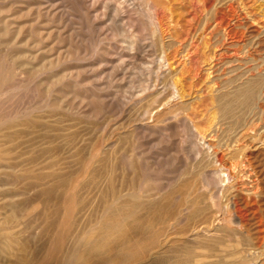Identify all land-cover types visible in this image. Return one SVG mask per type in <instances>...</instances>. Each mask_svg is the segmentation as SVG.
<instances>
[{"label":"rangeland","instance_id":"1","mask_svg":"<svg viewBox=\"0 0 264 264\" xmlns=\"http://www.w3.org/2000/svg\"><path fill=\"white\" fill-rule=\"evenodd\" d=\"M146 1L148 2V0H0V264H61L73 249L75 241L88 230L87 226L89 225V228L91 224L100 221L99 214L103 211L108 181L110 182L112 178L118 179L120 173L128 171L126 163L119 160L122 152L131 158L135 156L133 158L135 167L129 169L127 174L130 176L135 174V179H138L136 185L143 178L144 188L139 191L135 202L149 203L153 198L155 202H159V198L161 200L164 195L174 193L182 187V183L196 185L200 179L203 180L196 175L200 171L208 173L214 167L205 152L204 141L211 140L210 133L220 122L222 116L219 110L220 94L227 89L226 79L229 78L223 75L224 72H219L214 84L213 75L208 72L219 38L211 39L201 23L207 15L202 0H169L168 3H165L167 0H151L150 3ZM246 4L251 13L249 9L242 11V7L237 5L239 13L245 15L247 12L246 18L242 21L246 33L244 42L241 43L242 48L244 47L245 51L250 49V54L254 58L258 56L259 62L263 63L260 58L264 57V0H246ZM115 5L120 7L119 13L114 10ZM149 22L151 25H147ZM256 28L260 29V34L255 31ZM255 36H258L259 40L254 38ZM255 41L260 44L256 43L253 46ZM246 54H244L246 57L250 55L248 52ZM254 63L250 62L249 66L254 67ZM250 73L245 72L241 79L247 80L251 77ZM252 73L257 74V71ZM256 76L258 80L260 79L257 89L259 94L257 93V96L244 106V113H241L239 121L227 120V126L224 125L219 131L221 140L219 142H222L220 144L222 149L228 148L226 153L234 150L241 161L248 155L255 168L261 170L258 174L259 194L264 213V84H262L264 72ZM174 83L178 90L176 98L171 97ZM222 86H225V89ZM168 98L172 99L164 104ZM145 109H150L151 113L142 120L141 113ZM249 116L255 121L254 128L257 130L247 131L243 137L241 131L246 125L245 122L252 120ZM141 123H147L151 128L143 129L139 127ZM187 125L191 126V131ZM236 139L240 140L236 142ZM195 144L202 152L200 155L194 153ZM96 145L100 162L96 161L95 167L83 175L79 168L81 161L96 149ZM236 147L238 151H235ZM116 155L119 156L118 164L124 165L122 168L118 165L114 169L111 165ZM140 156L146 167L144 170L142 164L138 162ZM108 160L112 162L109 163ZM65 164L68 167H64ZM136 164H139L141 169ZM242 165L241 162L239 171L243 170ZM242 173L243 175L240 172L242 177L238 181H249L245 172ZM20 175L29 178L19 182ZM48 176L55 179L52 181ZM67 176L66 180L73 182L72 190L75 188L70 202L64 199L63 193L67 190L59 183L60 180L66 181ZM73 177L74 180L78 179L73 181ZM210 178L208 177L207 181L215 186L214 178ZM212 185L210 187L213 188ZM50 189L52 195L56 191L53 195L55 198H51ZM237 191L240 197L248 195L247 191L241 189ZM100 192L103 200H98L102 197L99 195ZM204 194L199 195L200 199H205L206 193ZM221 198L219 201L226 204L227 196ZM202 205L205 203L202 202ZM64 207H72L70 209L73 213L69 210L70 214L67 215L64 213L66 212ZM57 208V212L54 211ZM145 210L141 208L139 213L148 216ZM93 214H96V217ZM69 215L73 216V220ZM218 217L220 216L216 217L214 225L219 226ZM81 218H84L83 225L81 222L78 223ZM5 220L9 221L6 225ZM66 220L69 222L67 231L71 234L66 238V229H62L61 233L65 238L61 240L54 232L53 222L59 224L60 221ZM191 221L182 225H175L174 222L175 227L167 226L168 229L161 223L156 224L152 232L136 236L128 244L130 246L134 243L133 248L137 251L133 249L134 252L126 257L125 264H161L163 255L170 254L169 256L174 259L173 255L180 253V250L196 245L195 241L190 240L192 236L183 230ZM2 226H5V229ZM74 227L79 230L76 231ZM6 233H13L12 239H16V242L11 244L12 249L9 250L11 253L4 252L6 245L5 240L2 241L4 238L2 236ZM169 234L170 237H166ZM203 236L202 242L208 244L207 237ZM19 237L23 239L25 245L24 251L20 252ZM110 241L109 245L116 246L115 239ZM122 247L124 246L114 247L106 252L107 256H111L109 264H119L122 259L119 254ZM206 250L208 249L203 250L205 257H201L203 264L213 261V257L210 258V250L205 252ZM17 253L23 254L25 263L16 262L17 260L12 262Z\"/></svg>","mask_w":264,"mask_h":264},{"label":"bare ground","instance_id":"2","mask_svg":"<svg viewBox=\"0 0 264 264\" xmlns=\"http://www.w3.org/2000/svg\"><path fill=\"white\" fill-rule=\"evenodd\" d=\"M151 0H148L147 3H150ZM155 1V0H154ZM162 1V0H161ZM169 0L165 1V3H168ZM203 1V8L207 10V15L204 18L203 27L205 28V31L207 35L210 36V38H219L218 42L216 43L217 50L213 52V58L210 62V67L208 68L209 74L213 75V81L215 83V77L218 76L219 72H224L223 75L229 76V78L226 79V84L228 86L227 89L224 90L220 94V109L221 110V119L220 122L217 124L218 126L212 130L213 132L210 133L211 140L204 141V149L205 152L210 157V162L214 165V167L207 173V172H201L196 175L199 177H202L203 180L200 179L199 183L197 182L196 185L191 184H183L182 187L176 188L177 191L174 193H171L170 195H164V198L160 200L159 202H155L154 198L153 201L149 203H143V202H135L139 196V191L144 188L143 181L141 179V182H139L137 185V180L135 179L134 175H129L127 172H129V169H133L135 167L134 160L131 158L130 155L120 152L119 160L120 162H125L128 168V171L120 173L118 179L116 178H110L111 181H108V190L104 196L101 194L102 197L98 198L103 200V211L100 221L91 224V226L87 229L85 228V232L83 233L81 237L75 241V245L73 249L69 252L65 260L61 264H109L110 257L107 256L106 252L111 251L114 249V247L118 246H124L122 247V250L119 254L122 256L119 264H125L126 263V257L131 255L135 248H133V245H130L128 243L131 242L133 238L140 234H145L147 232H150L152 228L156 224H162L163 226L168 229L167 226H174L175 225H182L185 224L187 221H191V224H189L185 229V233H189V236H192V239L188 237V239L191 240V242L196 243V245L191 246L188 249L180 250L177 255H173L172 259L169 255H163L161 257L162 261L161 264H203L201 261L203 259L201 257H205V253L203 250L207 248L210 250V258L213 257V261L211 260L208 264H264V213L262 211V206L260 203V185H259V171L255 168L253 165V162H251L250 158L245 156V158L241 161L235 152L226 153L227 149H222V142L219 141V131L222 129L228 121H239V118L241 117V113L244 110V106L249 104L251 100H253L258 92V77L256 75H262L264 72V57H261L260 59L263 60V63L259 62V59L254 58L250 54V49L244 50V47L242 48V44L244 42V37L246 36L245 30H244V24L243 20L246 18V14L238 12V6L242 7V11L246 10L248 11L249 6L246 4V0H202ZM17 2V1H16ZM118 2V1H117ZM116 2V3H117ZM164 2V1H163ZM171 2V1H170ZM15 3V2H14ZM119 3V2H118ZM122 3V2H121ZM153 3V2H152ZM237 3V5L235 4ZM42 4V3H41ZM156 4V3H155ZM158 4V3H157ZM161 6L162 4L159 3ZM149 5V4H148ZM168 5V4H167ZM17 6V5H16ZM110 6V5H109ZM164 6V4H163ZM65 7V6H64ZM167 7V6H165ZM251 7V6H250ZM58 8V7H57ZM113 8V7H112ZM123 8V7H122ZM137 8V7H136ZM149 6H147V10ZM67 9V8H66ZM141 9V8H140ZM50 10V9H49ZM114 10L119 13L120 7L118 5L114 6ZM142 10H144L142 8ZM145 10V11H147ZM241 10V9H240ZM47 11V10H46ZM139 12V11H138ZM149 12V11H148ZM151 12V11H150ZM249 12L251 13L250 9ZM248 12V13H249ZM51 13V12H50ZM143 13V12H142ZM141 13V14H142ZM153 13V12H152ZM13 14V13H12ZM15 14V13H14ZM19 15V14H18ZM147 15V14H146ZM96 16V15H95ZM2 17V16H1ZM151 20V16L148 17ZM51 19V18H50ZM52 20V19H51ZM153 20V19H152ZM144 21V20H143ZM22 22V21H21ZM42 22V21H41ZM116 23V22H115ZM143 23V22H142ZM145 23V21H144ZM151 22H149L147 25H149ZM252 23V22H251ZM3 25V24H2ZM143 25V24H142ZM146 25V26H147ZM151 25V24H150ZM56 26V25H55ZM157 26V25H156ZM58 27V26H57ZM64 27V26H63ZM26 28V27H25ZM43 29V28H42ZM155 29V27H154ZM257 29V28H256ZM255 31H258V34L261 33L259 31L260 29H257ZM113 31V30H112ZM155 31V30H153ZM152 31V32H153ZM25 32V31H24ZM252 32V31H251ZM49 33V32H48ZM254 33V32H253ZM125 34V33H124ZM257 34V35H258ZM81 35V34H80ZM16 36V35H15ZM34 37V36H33ZM258 36H255L254 38H257ZM14 38V37H13ZM252 38V37H251ZM132 39V38H131ZM250 39V38H249ZM255 39V40H256ZM259 40V39H258ZM261 40V39H260ZM37 41V40H35ZM43 42V41H42ZM137 42V41H136ZM10 43V42H9ZM258 44L259 42L255 41L253 43V46L255 44ZM156 44V43H155ZM260 44V43H259ZM252 45V44H251ZM252 46V47H253ZM260 46V45H259ZM108 47V46H107ZM154 47V46H153ZM248 47V46H247ZM251 47V46H249ZM264 48V47H263ZM253 49V48H252ZM26 50V49H25ZM257 51V50H256ZM37 52V51H36ZM166 52V51H164ZM250 54L248 57H246V53ZM46 53V52H45ZM246 54V55H244ZM14 55V54H13ZM28 59V58H27ZM22 62V61H21ZM250 62L254 63V67L249 66ZM14 63V62H13ZM130 63V62H129ZM143 63V62H142ZM21 64V63H20ZM131 64V63H130ZM32 65V64H31ZM246 65V66H244ZM248 66V67H247ZM142 67V66H141ZM246 67V69H245ZM19 68V65L18 67ZM23 69V68H22ZM26 69V68H25ZM146 69V68H145ZM24 70V69H23ZM257 71V74L252 73L253 71ZM25 71V70H24ZM65 71V70H64ZM67 71V70H66ZM71 71V70H70ZM133 71V70H132ZM243 72V73H242ZM245 72H251L250 78H247V80L241 79ZM7 73V72H6ZM77 73V72H76ZM131 73V72H130ZM147 73V72H146ZM242 73V74H241ZM34 74V72H33ZM58 74V73H57ZM119 75V74H118ZM9 76V75H7ZM152 77V76H151ZM116 78V77H115ZM220 78V77H219ZM120 79V78H119ZM152 78H150L151 80ZM159 79V78H158ZM143 80V78H142ZM146 81V79H144ZM149 80V78H148ZM173 80V79H172ZM178 80V79H177ZM175 80V81H177ZM52 81V80H51ZM27 82V81H26ZM139 82V79H138ZM135 83V82H134ZM166 83V81H165ZM171 83V82H170ZM176 83V82H175ZM173 84L174 91L171 93L172 98H176L178 95V90L176 88V84ZM213 83V82H212ZM18 84V83H17ZM31 84V83H29ZM127 84V83H126ZM139 84V83H138ZM145 84H147L145 82ZM151 84V83H150ZM260 84V83H259ZM264 84V83H262ZM34 85V84H32ZM74 85V84H73ZM124 85V84H123ZM134 85V84H133ZM141 85V84H140ZM148 86V85H146ZM158 86V85H157ZM260 86V85H259ZM24 87V86H23ZM34 87V86H33ZM118 87V86H117ZM142 87V86H140ZM225 86H222L223 89ZM11 88V87H10ZM15 88V87H14ZM19 88V87H17ZM144 88V87H143ZM149 88V87H148ZM217 88V87H216ZM221 88V87H220ZM221 88V89H222ZM29 89V88H28ZM35 89V88H34ZM71 89V88H70ZM90 89V88H89ZM164 89V88H163ZM222 89V90H223ZM14 90V89H13ZM181 90V89H180ZM221 90V91H222ZM211 91V90H210ZM218 91V90H217ZM216 91V93H217ZM116 92V91H115ZM124 92V91H123ZM24 93V92H23ZM47 93V92H46ZM113 93V92H112ZM49 94V93H48ZM109 94V93H108ZM114 94V93H113ZM116 94V93H115ZM182 94V93H181ZM219 96V95H218ZM2 97V96H1ZM6 97V96H5ZM67 97V96H66ZM119 97V95H118ZM168 97V96H167ZM166 97V98H167ZM180 97V96H179ZM212 97V96H211ZM9 98V97H6ZM170 98V97H169ZM167 99L164 104L169 103V101L172 99ZM182 98V97H181ZM13 99V98H12ZM132 99V98H131ZM165 99V98H164ZM178 99V98H177ZM263 99V98H262ZM2 100V99H1ZM4 100V99H3ZM11 100V99H10ZM81 100V99H80ZM100 100V99H99ZM145 100V99H144ZM6 101V100H5ZM130 101V100H129ZM7 102V101H6ZM33 102V101H32ZM76 102V101H75ZM264 102V101H263ZM87 103V102H86ZM90 103V102H89ZM156 102H154L155 104ZM72 104V103H71ZM47 105V104H46ZM87 105V104H86ZM117 105V104H116ZM160 105V104H159ZM169 105V104H168ZM64 106V105H63ZM76 106V105H75ZM156 106V105H155ZM67 107V106H66ZM77 107V106H76ZM75 107V108H76ZM217 107V106H216ZM59 108V107H58ZM218 108V107H217ZM124 109V108H123ZM255 109V108H254ZM261 109V108H260ZM18 110V109H17ZM39 110V109H38ZM42 110V109H41ZM52 110V109H51ZM264 110V109H263ZM142 120L146 116H149L151 113L150 109L142 110ZM253 111V110H252ZM97 112V111H96ZM137 112V111H136ZM213 112V111H212ZM60 113V112H59ZM72 113V112H71ZM74 113V112H73ZM170 113V112H169ZM244 113V112H243ZM255 113V112H253ZM252 113V114H253ZM262 113V112H261ZM129 114V113H128ZM168 114V113H167ZM250 114V116H253ZM12 115V114H11ZM85 115V114H84ZM157 115V114H156ZM255 115V114H254ZM45 116V115H44ZM50 116V115H49ZM83 116V115H82ZM89 116V115H88ZM96 116V115H95ZM115 116V115H114ZM130 116V115H129ZM218 116V115H217ZM220 116V115H219ZM249 116V117H250ZM264 116V115H263ZM41 117V116H40ZM62 117V116H61ZM106 117V116H105ZM197 117V116H196ZM47 118V117H46ZM195 118V117H194ZM256 118V117H255ZM65 119V118H64ZM100 119V118H99ZM127 119V118H126ZM252 117H250V120ZM57 120V119H56ZM137 121V118L135 119ZM141 120V122H142ZM228 120V121H227ZM256 120V119H255ZM60 121V120H59ZM157 121V120H156ZM190 121V119H189ZM200 121V120H199ZM211 121V120H210ZM187 122V121H185ZM213 122V121H212ZM250 122V123H249ZM254 120L245 122L246 125H244L243 130L241 131V135L244 137L246 136L247 131H252L254 128ZM258 122V121H257ZM7 123V122H6ZM96 123V122H95ZM190 122H187V124ZM200 123V122H199ZM249 123V124H248ZM131 124V123H130ZM209 124V123H208ZM257 124V123H255ZM155 125V124H154ZM189 125V124H188ZM187 125V127H188ZM191 125V123H190ZM203 125V124H202ZM260 125V124H259ZM193 126V125H192ZM227 126V125H226ZM229 126V125H228ZM33 127V126H32ZM139 127L143 129H150L151 127L148 126L147 123H141L139 124ZM50 128V127H49ZM189 130L191 131V126H189ZM239 128V127H238ZM264 128V127H263ZM45 129V128H43ZM48 129V128H47ZM85 129V128H84ZM226 130V128H225ZM257 130V129H255ZM116 131V130H115ZM206 131V130H205ZM78 132V131H77ZM80 132V131H79ZM99 132V131H98ZM131 132V131H130ZM152 132V131H151ZM259 132V131H258ZM86 133V132H85ZM133 133V132H132ZM163 133V131H162ZM205 133V132H204ZM224 133V132H223ZM13 135V134H12ZM203 135V134H202ZM249 135V134H247ZM222 136V135H221ZM250 136V135H249ZM23 137V136H22ZM40 137V136H39ZM115 137V136H114ZM204 137V135H203ZM57 138V137H56ZM137 138V135H136ZM206 138V137H205ZM222 138V137H221ZM55 139V138H54ZM93 139V138H92ZM191 139V138H190ZM219 139V140H218ZM7 140V139H6ZM75 140V139H74ZM131 140V139H130ZM240 139H236V142H238ZM11 141V140H10ZM63 141V139H62ZM132 141V140H131ZM217 141V142H216ZM247 141V140H246ZM23 142V141H22ZM8 143V142H7ZM177 143V142H176ZM25 144V143H24ZM37 144V143H36ZM78 144V143H77ZM150 144V143H149ZM237 144V143H236ZM71 145V144H70ZM245 145V144H244ZM243 145V147H244ZM227 146V145H226ZM246 146V145H245ZM37 147V146H36ZM221 147V148H220ZM242 147V146H241ZM17 148V146H16ZM16 148H13L16 149ZM32 148V147H31ZM23 149V148H22ZM95 149V147H94ZM129 149V148H128ZM222 149V150H221ZM17 150V149H16ZM133 150V149H132ZM131 150V151H132ZM149 150V149H148ZM238 151V148L236 147L235 151ZM243 150V149H242ZM241 150V151H242ZM31 151V150H30ZM71 151V150H70ZM90 151V150H89ZM101 151V150H100ZM103 151V150H102ZM134 151V150H133ZM193 151V150H192ZM240 151V152H241ZM82 152V151H81ZM228 152V151H227ZM9 153V152H8ZM113 153V152H112ZM117 153V152H116ZM194 153L195 154H201L202 152L198 148V145H194ZM210 153V154H209ZM24 154V153H23ZM26 154V153H25ZM28 154V153H27ZM61 154V153H60ZM159 154V153H157ZM194 154V155H195ZM118 155V153H117ZM112 159V161L108 162L111 163L112 167L117 168L118 165V157ZM133 155V153H132ZM137 155V154H136ZM148 155V154H147ZM229 155V156H227ZM240 155V153H239ZM42 156V155H41ZM98 147L96 145V149L94 151H91L90 154L86 155L82 161L79 168H81V172L83 175L87 174L89 171L93 169L94 164L96 161L98 162L100 160ZM255 156V155H254ZM107 157V156H106ZM152 157V156H151ZM204 157V156H203ZM6 158V157H5ZM69 158V157H68ZM256 158V156H255ZM7 159V158H6ZM63 159V158H62ZM66 159V158H65ZM106 159V158H105ZM104 159V160H105ZM183 159V158H182ZM47 160V159H46ZM136 160V159H135ZM140 164H142L143 170L146 168L144 166L143 159L140 156ZM200 160V159H198ZM245 160V161H244ZM3 161V160H1ZM137 161V160H136ZM44 162V160H43ZM72 162V161H71ZM100 162V161H99ZM102 162V161H101ZM242 162L243 170L238 168L240 167V164ZM246 162V163H245ZM16 163V162H15ZM31 163V161H29ZM53 163V162H52ZM70 163V162H69ZM68 163V164H69ZM205 163V162H204ZM203 163V164H204ZM57 164V163H56ZM56 164H53L54 166ZM77 164V163H76ZM100 164V163H99ZM210 164V163H209ZM65 164L64 167H68ZM97 165V164H96ZM110 165V164H109ZM110 165V166H111ZM139 164H136L138 166ZM14 166V165H13ZM23 166V165H22ZM70 166V165H69ZM104 166V164H103ZM121 165L120 168H122ZM258 166V165H257ZM48 167V166H47ZM52 167V166H51ZM78 167V166H77ZM99 167V166H96ZM102 167V166H101ZM140 168V165L138 166ZM201 167V166H200ZM21 168V167H20ZM54 168V167H53ZM77 168V169H79ZM125 168V167H123ZM126 168V170H127ZM138 168V170H140ZM204 168V167H203ZM17 169V167H16ZM98 169V168H96ZM202 169V168H201ZM200 169V170H201ZM205 169V168H204ZM21 170V169H20ZM19 170V171H20ZM28 169H26L27 171ZM35 170V169H34ZM102 170V169H101ZM110 170V169H109ZM112 170V168H111ZM135 170V169H134ZM133 170V171H134ZM208 170V169H207ZM24 171V169H23ZM187 171V170H186ZM245 172V175L249 178V181H238L240 177H242L243 173ZM29 172V171H28ZM64 172V171H63ZM77 172V170H76ZM80 172V171H79ZM106 172V171H105ZM104 172V173H105ZM115 172V171H114ZM137 172V171H136ZM196 172V169H195ZM241 172V174H240ZM75 173V171H74ZM91 173V172H90ZM89 173V175H90ZM100 173V171H99ZM107 173V172H106ZM117 173V172H116ZM141 173V172H140ZM79 174V173H78ZM132 174V172H131ZM139 174V173H138ZM144 174V173H143ZM142 174V175H143ZM153 174V173H152ZM240 174V175H239ZM13 175V174H12ZM53 176L55 174H50V176ZM67 175V174H66ZM98 175V173L96 174ZM140 175V174H139ZM10 176V175H9ZM39 176V175H38ZM43 176V175H42ZM47 176V175H46ZM48 176V177H50ZM57 176V175H56ZM64 175H60V177H63ZM73 175H70V177ZM111 176V175H110ZM145 176V174L143 175ZM142 176V177H143ZM183 176V175H182ZM193 176V175H192ZM11 177V176H10ZM37 176H35L36 178ZM59 177V176H58ZM80 177V176H77ZM107 177V175H106ZM211 177L215 180V186L210 184V182L207 181V178ZM27 178H29L27 176ZM26 177L23 175H20L18 180L19 182H24ZM57 178V177H56ZM76 178V177H75ZM94 178V177H93ZM97 178V177H96ZM95 178V179H96ZM104 178V177H103ZM139 178V177H138ZM173 178V177H172ZM191 178V177H190ZM210 178V179H211ZM50 180L53 181L55 177H50ZM68 179L65 178V180ZM72 179V178H71ZM78 179V178H77ZM77 179L73 181H76ZM87 179V178H86ZM85 179V180H86ZM99 179V178H98ZM151 179V178H150ZM152 179H154L152 177ZM162 179V178H161ZM187 179V178H186ZM205 179V180H204ZM17 180V179H15ZM13 180V181H15ZM47 180V179H46ZM63 180V179H62ZM84 180V179H83ZM101 180V179H100ZM106 180V179H105ZM108 180V179H107ZM157 180V179H156ZM171 180V179H170ZM193 180V179H192ZM35 181V180H34ZM58 181V180H57ZM61 181V180H60ZM59 183L61 184V187H65L67 191L64 190L63 197L64 199H67V201L70 202L69 199H71L73 191V182L71 180L61 181ZM146 181V178H145ZM144 181V182H145ZM182 181V180H181ZM11 182V181H10ZM9 182V183H10ZM18 182V181H17ZM33 182V181H32ZM47 182V181H46ZM82 182V181H81ZM106 182V181H105ZM176 182V181H175ZM213 182V181H212ZM2 183V182H1ZM91 183L93 181L91 180ZM98 183V182H96ZM12 184V183H11ZM34 184V183H33ZM43 184V183H42ZM99 184V183H98ZM177 184V183H176ZM2 185V184H1ZM57 185V184H56ZM86 185V183L84 184ZM173 185V184H172ZM210 185L213 186L210 187ZM51 186V185H50ZM90 186V185H89ZM94 186H96L94 184ZM177 185H175L176 187ZM193 186V187H192ZM52 187V186H51ZM97 187V186H96ZM105 187V186H104ZM165 187V186H164ZM163 187V188H164ZM58 188V187H57ZM82 188V187H81ZM106 188V187H105ZM167 188V185L166 187ZM29 189V188H28ZM100 189V188H99ZM155 189V188H154ZM175 189V188H174ZM244 190L248 192V195H241L237 194V190ZM70 190L72 192H70ZM105 190V189H104ZM150 190V189H149ZM159 190V189H158ZM164 190V189H163ZM172 190V189H171ZM192 190V191H191ZM51 193V198H53L56 194V191L53 193L51 192V189L49 190ZM106 191V190H105ZM87 192V191H86ZM167 192V191H166ZM170 192V191H169ZM179 192V193H177ZM206 193L205 199L208 201H205V199H200L201 196ZM155 193V192H154ZM84 194V193H83ZM157 194V193H155ZM154 194V195H155ZM160 194V193H159ZM49 195V194H48ZM183 195V196H182ZM186 195V196H184ZM194 195V196H193ZM205 195V194H204ZM219 195V196H218ZM227 196L223 206L221 201L219 199L221 197ZM59 196V195H58ZM81 196V195H80ZM192 196V197H191ZM220 198H218V197ZM48 197V196H47ZM94 197V196H93ZM153 197V196H152ZM51 199L50 197H48ZM55 198V197H54ZM96 198V199H97ZM62 199V198H61ZM60 199V202H61ZM82 199V198H81ZM152 199V198H150ZM222 199V198H221ZM53 200V199H52ZM100 200V201H102ZM148 200V199H147ZM22 201V200H21ZM50 201V200H49ZM48 201V202H49ZM95 201V200H94ZM146 201V199H145ZM59 202V201H58ZM64 202V201H62ZM89 202V201H88ZM205 203V205L201 206V203ZM21 203V202H19ZM24 203V202H23ZM50 203V202H49ZM55 203V201H54ZM75 203V202H74ZM90 203V202H89ZM88 203V204H89ZM53 204V201H52ZM64 204V203H63ZM67 204V203H65ZM72 204V203H71ZM49 205V204H48ZM68 205H70L68 203ZM73 205V204H72ZM100 205V206H101ZM23 206V205H22ZM50 206V205H49ZM52 206V205H51ZM54 206V205H53ZM57 206V205H56ZM66 206V205H65ZM16 208V207H15ZM18 208V207H17ZM59 208V207H58ZM55 209L54 211L58 210ZM62 208V207H61ZM66 208V212L64 213L70 214L69 210L72 211V207H64ZM84 208V207H81ZM80 208V209H81ZM92 208V206H91ZM141 208H145V212L148 213V216L142 215L139 213ZM49 209V208H48ZM51 209V208H50ZM101 209V208H100ZM99 209V210H100ZM74 210V209H73ZM96 210V209H95ZM94 210V213L97 211ZM102 210V209H101ZM144 210V209H142ZM52 211V212H54ZM87 211V210H86ZM57 212V211H56ZM62 212V211H61ZM100 212V211H98ZM144 212V213H145ZM63 213V214H64ZM73 213V211H72ZM78 213V212H75ZM87 213V212H86ZM55 214V213H54ZM66 215V214H65ZM72 215V214H71ZM94 216L96 214H93ZM53 216V215H51ZM61 216V215H60ZM81 216V215H80ZM93 216V217H94ZM98 216V217H100ZM218 217L220 222L219 226L214 225V221L216 220V217ZM69 217H71L69 215ZM89 217V216H88ZM96 217V216H95ZM8 218V217H7ZM10 218V217H9ZM14 218V217H12ZM11 218V219H12ZM63 218V217H62ZM73 216L71 217V219ZM80 218V217H78ZM8 219V220H11ZM84 218H81V220H78V223L81 222V225H83L82 221ZM90 219V218H88ZM8 220H5V225L8 224ZM61 220V219H60ZM70 220V218L68 219ZM73 220V219H72ZM95 220V218L93 219ZM15 221V220H14ZM54 221V219H53ZM57 221V220H56ZM75 221V219H74ZM77 221V220H76ZM11 222V221H10ZM67 220L66 221H60L59 224H54V232L58 235V239H63L62 229H66L65 231L66 238H68V235L71 234L67 231ZM88 222V220H87ZM69 223V222H68ZM90 223V222H88ZM189 223V222H188ZM72 224V222H70ZM77 224V223H76ZM187 224V223H186ZM80 225V224H79ZM71 226V225H70ZM74 226V225H73ZM10 227V226H9ZM81 227V226H80ZM161 227V226H160ZM175 227V226H174ZM179 227V226H178ZM2 228L5 229V226ZM76 228H78L76 226ZM74 229L77 231L79 229ZM156 228V227H155ZM164 228V227H163ZM181 228V227H180ZM165 229V230H166ZM2 230V229H1ZM9 230V229H6ZM11 230V229H10ZM82 230V228H81ZM80 230V231H81ZM159 230V229H158ZM178 230V229H177ZM181 230V229H180ZM175 231V230H174ZM2 232V231H1ZM62 232V233H61ZM79 232V231H78ZM152 232V231H151ZM77 233V232H76ZM162 233V232H161ZM183 233V232H182ZM184 233V234H185ZM2 234V233H1ZM13 234V233H12ZM11 233H6L2 237L4 241L6 249L4 252L9 251L12 249L11 244L13 242H16V239H12ZM148 234V233H147ZM165 234V233H164ZM158 235V234H157ZM205 235L207 237V242H202V236ZM80 236V235H79ZM154 236V235H153ZM163 236V235H162ZM54 237V236H53ZM166 237H170V234ZM204 237V236H203ZM21 239V237H19ZM65 238V237H64ZM148 238V237H147ZM151 238V237H150ZM149 238V239H150ZM116 246L109 245V241L114 240ZM152 239V238H151ZM72 240V239H71ZM73 239L72 241H74ZM139 240V239H136ZM143 240V239H142ZM147 240V239H146ZM167 240V239H166ZM183 240V239H182ZM71 241V242H72ZM110 241V242H111ZM151 241V240H149ZM165 241V240H164ZM179 241V240H178ZM136 242V241H135ZM18 243V242H17ZM53 243V242H52ZM65 243V242H64ZM70 243V241H69ZM162 243V242H161ZM175 243V242H174ZM74 244V243H73ZM72 244V245H73ZM154 244V243H153ZM159 244V243H158ZM165 244V242H164ZM178 244V242H177ZM13 245V244H12ZM21 249L18 250L24 251L25 245L23 244V239H21ZM50 245V244H49ZM68 245V244H66ZM65 245V246H66ZM183 245V244H181ZM190 245V244H189ZM140 246V245H138ZM158 246V245H157ZM185 245H183L184 247ZM53 247V246H52ZM68 247V246H67ZM156 247V246H155ZM155 247H152L153 249ZM186 247V246H185ZM184 247V248H185ZM20 248V247H19ZM62 248V246H61ZM141 248V247H140ZM139 248V249H140ZM151 248V249H152ZM18 249V248H17ZM134 249V250H133ZM138 249V248H137ZM145 249V248H144ZM149 249V250H151ZM180 249V248H179ZM178 249V250H179ZM68 250V249H67ZM206 250L205 252H208ZM12 251V250H11ZM137 251V250H135ZM142 251V250H141ZM174 251V250H173ZM3 252V253H4ZM58 252V251H57ZM9 253H11L9 251ZM50 253V252H49ZM48 253V254H49ZM137 253V252H135ZM149 253V252H148ZM166 253V252H165ZM18 254V255H17ZM14 257L15 260L12 262H22L25 263L26 259L22 256V253H17ZM46 254V255H48ZM139 254H141L139 252ZM8 255V254H7ZM66 255V254H65ZM64 255V257H65ZM207 255V254H206ZM51 256V255H50ZM172 256V255H171ZM138 257V256H137ZM207 257V256H206ZM49 258V257H48ZM45 259V258H44ZM50 259V258H49ZM52 259V256H51ZM64 259V258H63ZM46 260V259H45ZM47 262L49 260H46ZM135 262V261H134ZM130 263V262H128ZM39 264V263H38ZM132 264V263H131Z\"/></svg>","mask_w":264,"mask_h":264}]
</instances>
